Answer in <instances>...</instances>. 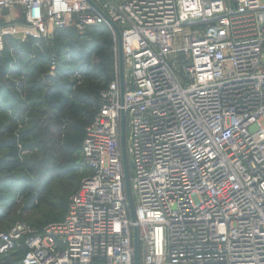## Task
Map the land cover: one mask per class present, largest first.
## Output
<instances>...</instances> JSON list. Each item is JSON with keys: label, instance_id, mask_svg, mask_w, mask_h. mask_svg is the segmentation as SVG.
I'll use <instances>...</instances> for the list:
<instances>
[{"label": "built area", "instance_id": "obj_1", "mask_svg": "<svg viewBox=\"0 0 264 264\" xmlns=\"http://www.w3.org/2000/svg\"><path fill=\"white\" fill-rule=\"evenodd\" d=\"M89 1L0 0V17L19 9L21 19L3 22L0 53L7 35L48 42L66 29L105 26L117 56L107 18L124 63L123 96L117 71L84 130L87 174L65 217L0 233V257L134 264L136 229L139 264H264V4Z\"/></svg>", "mask_w": 264, "mask_h": 264}, {"label": "rangeland", "instance_id": "obj_2", "mask_svg": "<svg viewBox=\"0 0 264 264\" xmlns=\"http://www.w3.org/2000/svg\"><path fill=\"white\" fill-rule=\"evenodd\" d=\"M260 1L264 4V0ZM5 15L4 12L0 20H6ZM3 22L0 21V28H4ZM15 22L21 23L19 16ZM64 33L78 48L87 41V31L81 34L67 29ZM62 43L56 48L53 41L34 43L18 34L5 37L0 53L5 58L3 66L7 69L4 74L0 73V130L9 126L13 132L2 136L6 130H1L0 143L14 136L20 140V135L25 134V144H17L22 165L13 171H0V233L17 223L37 229L35 226L45 221L46 225L61 222L74 190L87 174L80 148L71 149L67 144L72 138L67 135L68 128L56 127L52 120L56 109L43 104L44 107L40 108L44 113L40 119L42 125L37 127L33 125L35 112L27 108L34 101L31 98L40 101L35 94L40 86L32 79L36 81L39 77L45 80L50 70H54V77H49L58 78L62 71L68 69L65 62L69 59L70 48L66 40ZM39 60H44L45 65L42 66ZM52 61H55L54 69ZM32 72L35 77L31 76ZM75 74V71H70L66 80L72 92L80 84ZM261 124L264 128V120ZM5 156L6 151H0V159ZM18 260L17 253L0 257L2 263L17 264Z\"/></svg>", "mask_w": 264, "mask_h": 264}, {"label": "trees", "instance_id": "obj_3", "mask_svg": "<svg viewBox=\"0 0 264 264\" xmlns=\"http://www.w3.org/2000/svg\"><path fill=\"white\" fill-rule=\"evenodd\" d=\"M64 31H67V29L60 31L48 42L53 41L56 48L63 44L62 41L66 40L68 42L67 46L70 48V51L68 50L69 59L65 62V65L69 70L62 71L58 78H50L47 75L45 76V80L39 79V77L36 78V81L32 79L34 84L40 86L39 90L37 92L35 91L36 98L40 101L38 102L34 98H31L34 101L31 103V106L29 105L27 108L33 113L35 112L36 116L33 123V125L36 124L35 126L42 125L40 119L44 113L40 111V108L44 107L43 104L50 105L56 109L57 113H55V116L52 118L56 123V127L62 129L68 128L67 135L72 136V138H70L71 142L67 143L68 146L71 149L79 147L81 152L84 130L92 121L101 105L100 93L116 78V72L118 71L116 62L117 44L114 36L105 26L88 29V34L86 35L87 41L79 48L70 43L69 36L64 33ZM38 48H40V46ZM4 61L5 58L0 54L1 74L7 71L3 66ZM39 63L42 66L45 65L44 60H39ZM70 71L81 73L80 84L74 92L71 91L66 81ZM31 76L35 77L34 72L31 73ZM27 108H25V110H27ZM1 130H6L2 136L9 133V131L13 132V129L9 126H5ZM71 132L73 134H71ZM24 136L25 134L20 135V140L14 136L10 139L1 141L0 151H6V156L0 159V171H13L22 165L20 162V150L17 144L18 142H21L22 145L25 144ZM77 189L78 187L74 192ZM62 210L65 214L66 210L64 211V208ZM46 224L47 222L45 221L37 224L35 228L41 230ZM15 253L19 255L20 259L21 252ZM9 255L10 254L7 256ZM1 264L9 263L1 262Z\"/></svg>", "mask_w": 264, "mask_h": 264}, {"label": "water", "instance_id": "obj_4", "mask_svg": "<svg viewBox=\"0 0 264 264\" xmlns=\"http://www.w3.org/2000/svg\"><path fill=\"white\" fill-rule=\"evenodd\" d=\"M86 1L91 4V2L89 0H86ZM105 19L113 27V29L116 31V34H117V39H118L117 65H118V74H119L120 93H121V97H122L124 94V87H123L124 63H123V57L121 54L120 34H119L116 26L113 25L112 23H110L107 20V18H105ZM124 139H125L124 115L121 114V117H120V149H121L122 164H123V170H124L125 193H126V197H127V201H128L129 213H130L131 220L135 221V217H134V213H133V207H132V201H131V197H130V188H129V182H128L127 167H126ZM133 246H134V264H139L138 239H137V230L136 229H134Z\"/></svg>", "mask_w": 264, "mask_h": 264}, {"label": "crops", "instance_id": "obj_5", "mask_svg": "<svg viewBox=\"0 0 264 264\" xmlns=\"http://www.w3.org/2000/svg\"><path fill=\"white\" fill-rule=\"evenodd\" d=\"M19 12L18 10H12L10 14H6V20L4 19L5 23H11L18 19ZM1 18V17H0Z\"/></svg>", "mask_w": 264, "mask_h": 264}]
</instances>
